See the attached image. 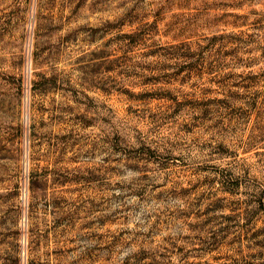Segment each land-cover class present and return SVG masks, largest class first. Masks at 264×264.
Listing matches in <instances>:
<instances>
[{
    "label": "rangeland",
    "instance_id": "374dc122",
    "mask_svg": "<svg viewBox=\"0 0 264 264\" xmlns=\"http://www.w3.org/2000/svg\"><path fill=\"white\" fill-rule=\"evenodd\" d=\"M0 264H264V0H0Z\"/></svg>",
    "mask_w": 264,
    "mask_h": 264
}]
</instances>
